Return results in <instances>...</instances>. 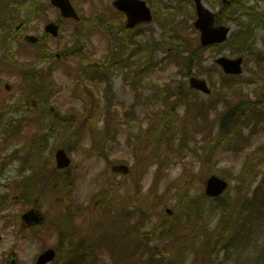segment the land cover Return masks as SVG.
I'll return each mask as SVG.
<instances>
[{
	"label": "rangeland",
	"instance_id": "obj_1",
	"mask_svg": "<svg viewBox=\"0 0 264 264\" xmlns=\"http://www.w3.org/2000/svg\"><path fill=\"white\" fill-rule=\"evenodd\" d=\"M111 0H83L77 3V6L85 18H88L79 29L85 33L86 36L75 37L77 40L78 51H85L88 57H91L98 61H103L107 54L111 51L114 44H110V34L101 35L94 33L96 29L93 26V20H90V16L93 13H98L100 10L110 11ZM165 1V2H164ZM153 0L154 6L161 8L163 5H168L169 8L173 7L177 2L176 0ZM186 0H182L184 2ZM189 1V0H188ZM223 1V0H222ZM211 8L214 7V11H222V19L225 22H229L234 27V30L238 29V26L233 22L237 15L235 11L227 12L221 6V0H206L205 1ZM252 4H257L260 7H264V0H249ZM191 5V0L188 2ZM188 7V11L185 13L188 18L180 13L175 17V27L177 33L171 34L164 32V29L157 23V18L161 17V12L165 13V16H171L175 9L166 10L163 9L156 14V24L137 31L135 34L137 40H144L146 37H150L156 43L159 44L155 50L154 58L151 63L144 61L142 63V78L148 84L154 88L145 92V95L149 98L150 102L144 107H140L137 112V117L130 113L129 108L134 103V93L130 87L122 82V74L114 70L112 81L113 91L116 93L117 101L115 102L114 109L120 116L119 121L114 123V131L117 132V138L113 141L112 137H108L112 141H107L104 146V152L108 155L107 159L103 156H99L96 145L95 149H92V143L89 140H85L82 146V152L71 151L70 157L73 161L72 170L70 175L76 176V187L63 185L65 191L57 197L49 196L46 192V198L42 204H40L41 211L43 213L50 212L56 203L62 198L70 200L73 197L74 206H79L81 209L90 205V212H93V216L87 220L85 217L88 212H82L81 219L77 221V225L80 227L86 225L84 234L86 236L93 235L96 230L92 228L102 223L101 215L102 207L107 205L113 206L112 210L118 212L110 213V228L113 231V224L115 221L122 219V224L119 226L128 227L132 224L138 228L141 226L143 237L146 239L160 242V237H167L168 240L164 241L159 248L163 251L168 250L170 247L174 249L176 253H179L181 249L191 247V245L203 243V250L198 253H191L188 263L198 256V264H236L238 255L235 251L221 250L218 252L217 257L215 253L220 250V242L229 239L232 236L231 233V221L224 217L227 216L223 208V202H231L237 200L235 198V190L227 193L223 200H202L200 209L202 214L199 215L191 209V206L185 204V210L191 211L187 216L184 212L179 215L176 211L177 199L182 201V195L185 191H191L192 197H197L204 193V181L206 177L214 169V173L221 178H225L223 174L230 178H236L242 169L244 163L249 156L253 157V154L259 150L261 144L264 142V125L255 127V125H246L243 130L244 137L248 140L247 148L240 152L237 149L225 150L222 147L216 151L218 155L210 159V162L197 161L196 156L191 154L190 158L175 155H168V160L161 164L160 161L154 160L153 155H157L158 142L157 136H153L146 139H141L142 145L137 150V154L134 157L132 152L135 147V138L131 137V132L139 130L140 121H144V126L139 132L145 133V128L149 126V120L144 114L149 117V111L156 110L157 107L162 104V96L166 88L170 90L175 88H183V84L187 82L190 75L189 71L184 70L182 65L176 64L174 61L166 62V54L164 48H168L169 52H174L176 46L169 47L171 40L179 41L182 45H197L198 34L192 27L194 17L192 18V10ZM101 12V11H100ZM185 12V11H184ZM49 19L57 18V12L49 7L48 10ZM33 22L30 24L29 29L40 31L43 30L44 23H41L37 18H32ZM114 20H120L118 17H114ZM246 17L244 21H246ZM74 23L64 22L62 28L61 39L54 40L48 39L44 45L39 49L25 47L20 44L19 47L15 46L16 58L19 62L30 66L35 62V55L38 53H44L49 48L52 55L65 53L67 57L61 61L52 60L54 67V80L47 81V88L51 90L52 95L59 91V94L55 98L47 103L48 109L51 107L52 112L59 110L61 114H70L73 108H79L80 112L83 111V101L73 100L75 98L70 94L75 92L77 95H81V89L76 85V79L69 75L70 70L77 69L81 66L84 59L83 57H73L71 54L74 52L71 43L68 42V37L72 34V30L75 28ZM76 28H78L76 26ZM121 28L118 26L117 29ZM149 33H148V30ZM114 32V31H113ZM258 37L260 38L255 46V52L260 51L264 53V29H258ZM92 34L91 36H89ZM117 35L119 33H116ZM115 41V39H114ZM234 46V45H233ZM224 51V52H222ZM222 52V53H221ZM234 51L230 48L206 50L201 53V59L199 63H196L191 72L197 75L203 76L202 78L208 79L214 88L213 98L216 97L218 91L221 90L225 95L238 98L242 93H247L251 98H255L261 94V90L264 87V62L258 63L257 58H249L248 69H246L243 76L233 80L226 84L221 80V69L219 67H213L215 59L219 55H228L233 57ZM202 67L208 68L206 73L201 72L199 64ZM51 65L50 62H44L42 68L46 69ZM200 72V73H199ZM193 75V74H191ZM20 78L15 74V70L10 68V78L3 75V84L0 86V99L3 103L10 98V123L20 122V125L24 126V129L20 133H15L13 139H10V135L2 139L0 136V196L4 199H0V205L3 201L5 204V212L0 207V230L3 235V240L0 244V264H6L9 253L14 251L18 257V264H35L37 255L42 251L43 247L56 244L59 240L58 237L47 238L43 233L42 241L34 238V232L22 234L19 231V225L21 224L19 216H21L29 206L22 200L23 190L20 188L25 168H30V165L25 161L27 155V145L32 138H36L35 130L32 128V117L34 112L32 105L37 102L33 96L25 95L23 88L20 85ZM121 83V88L124 93L120 95L115 90L116 84ZM6 85H10V90L5 88ZM157 87V88H156ZM105 88L103 84L101 89ZM156 88V90H155ZM120 90V89H119ZM71 98H70V95ZM156 94L159 97H156ZM200 96V95H199ZM203 99L207 101V97L203 96ZM101 103L105 104L104 98H101ZM16 107V108H15ZM167 108H170L167 107ZM183 112V107H181ZM41 113V111H38ZM126 113V117L123 120V115ZM99 120L104 122L108 118L109 111L104 109L96 112ZM183 116L182 113L180 117ZM172 114L168 115L167 119H170ZM24 118V119H22ZM183 117L181 118V120ZM26 120L28 122H26ZM127 120H131L127 122ZM6 123L5 125H7ZM11 125L14 126L12 123ZM102 125V123L100 124ZM75 123L66 124L63 122V128L52 135H48L47 141L43 139L39 141L37 138L36 149L34 152L38 155V161L42 162L45 168H49V165L54 160L55 152L59 148H62L66 143L67 137L76 129ZM12 129V128H11ZM181 130V126L176 128ZM17 130V129H15ZM253 131H257L255 136H251ZM2 132V130H0ZM202 134L206 133V127L202 125L199 129ZM41 134H48L45 130ZM128 135L131 137L128 139ZM141 136V135H139ZM200 137V135L198 136ZM86 146L88 148H86ZM200 144H192L190 148H200ZM67 147V146H66ZM90 153V156L88 155ZM159 155V154H158ZM261 155L254 156V162L261 163ZM160 160H164L161 158ZM6 164L5 169H1V165ZM128 166L130 168L129 174H124L123 170L117 169L118 167ZM138 166L142 169L139 172ZM135 168V171H134ZM79 172V173H78ZM79 175H76V174ZM26 174V173H25ZM30 174V172H27ZM226 179V178H225ZM236 181V180H234ZM51 180L49 181V183ZM137 183L139 186H137ZM10 184V187H7ZM231 188L236 183L232 182ZM51 194L53 184H50ZM38 192L33 193V197L37 196ZM69 195V196H68ZM114 204L112 205V203ZM152 203V204H151ZM42 205V206H41ZM170 207L174 210V216L166 219V230L162 234L160 224L164 221L165 208ZM153 211L151 214H145L147 211ZM10 214L12 218H6L5 216ZM130 218H126V216ZM54 216V215H53ZM104 217V216H103ZM166 217V216H165ZM85 218V219H84ZM82 222V223H81ZM49 225V224H48ZM178 225L179 233L178 239H175L173 234L169 233L170 227ZM91 228V229H90ZM156 229V230H155ZM38 231V230H37ZM45 231V230H44ZM116 232V229L114 230ZM149 232V233H144ZM156 232V233H155ZM170 234V235H169ZM88 252L94 255L96 258L100 255L101 251L97 245H94L88 249ZM257 252L252 255L255 257ZM69 256V249L63 248L61 250V256L58 262L54 264H64ZM215 260V261H214ZM95 264V262H94ZM102 264H111L108 255H104ZM130 264V263H129ZM246 264V263H243Z\"/></svg>",
	"mask_w": 264,
	"mask_h": 264
},
{
	"label": "trees",
	"instance_id": "obj_2",
	"mask_svg": "<svg viewBox=\"0 0 264 264\" xmlns=\"http://www.w3.org/2000/svg\"><path fill=\"white\" fill-rule=\"evenodd\" d=\"M252 33L249 30H246L245 32L240 34V37L238 38V49L241 51H244V46L249 45V41H251ZM264 93L261 94L259 97V104L264 105ZM244 104H238L234 105L233 103H230L229 110L225 111L223 114V117L221 119V131L225 130V133H219L216 136H210L208 140H211L212 142L208 147L204 149V161L210 162L211 157H214L215 149L220 146H222L225 150H234L237 146L239 141H241L242 133H241V127L247 124L248 120H255L256 118H251L254 116H261V113L257 110L256 105H252V102L250 101L249 97L244 98ZM249 105V106H248ZM248 112V113H247ZM263 117V116H261ZM158 141L160 142V146L165 145V136L161 131L158 133ZM219 140V141H218ZM184 144L186 143V139L183 140ZM174 144V138L173 134L168 135V144ZM187 148V145L182 147V150H185ZM261 152V149L255 152V156L261 155V163L257 164L256 162H250L246 165L244 168L240 179L242 183H245L246 179H257V177L264 171V146H263V154L259 153ZM254 161V159H253ZM254 177V178H249ZM252 182L248 183V190L245 193L246 195H252L255 199L257 195L264 191V172H263V178L259 182L258 186L256 187V190L253 193H250V186ZM240 195L242 193H239Z\"/></svg>",
	"mask_w": 264,
	"mask_h": 264
},
{
	"label": "water",
	"instance_id": "obj_3",
	"mask_svg": "<svg viewBox=\"0 0 264 264\" xmlns=\"http://www.w3.org/2000/svg\"><path fill=\"white\" fill-rule=\"evenodd\" d=\"M56 3L57 5L61 6L62 9L69 7L68 0H59V2H56ZM200 15L202 16V9H200ZM213 20H214V17L212 14H210L208 19L203 20V21L200 20L197 24V26L203 31V44L204 45H207L213 42L224 41L229 31V29H225L223 27L218 28V29H213L212 28ZM218 62L221 63L225 67V70L228 73H235V74L242 73V69H241V64L243 62L242 58H239L238 60H235V61H231L227 59H220ZM191 86L193 88L202 90L205 93H209L207 85L204 81L192 79ZM58 161H59L60 168L68 167L71 163V161L68 159L64 150L58 152ZM226 188H227L226 182L218 179L217 177H211L207 181L206 193L209 196L216 197L218 195H221L225 191ZM24 218L29 224L38 223L40 221V218L39 217L37 218V216L35 215V212H31L27 214ZM0 240H1V236H0ZM54 257H55V252L50 250L40 256L38 264H46L50 262L51 260H53Z\"/></svg>",
	"mask_w": 264,
	"mask_h": 264
}]
</instances>
